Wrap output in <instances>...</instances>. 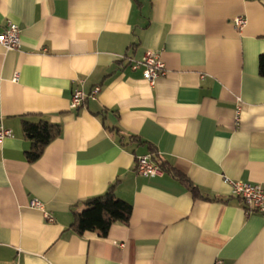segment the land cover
I'll list each match as a JSON object with an SVG mask.
<instances>
[{
  "label": "crops",
  "instance_id": "crops-1",
  "mask_svg": "<svg viewBox=\"0 0 264 264\" xmlns=\"http://www.w3.org/2000/svg\"><path fill=\"white\" fill-rule=\"evenodd\" d=\"M7 22L20 43L0 44V264H264V214L224 181L264 186V0H0ZM147 51L165 66L152 84L130 68ZM22 120L60 128L32 162ZM150 148L200 195L139 173ZM111 184L128 223L73 231Z\"/></svg>",
  "mask_w": 264,
  "mask_h": 264
},
{
  "label": "trees",
  "instance_id": "trees-1",
  "mask_svg": "<svg viewBox=\"0 0 264 264\" xmlns=\"http://www.w3.org/2000/svg\"><path fill=\"white\" fill-rule=\"evenodd\" d=\"M259 74L264 77V53L258 58ZM21 130L23 136L29 141V147L25 150V158L28 162L36 160L44 151L46 145L60 133L57 124L47 121L30 122L22 120ZM133 139V137H131ZM152 160L161 170L184 185L195 197L200 195L197 187L190 179L175 169L167 161L159 158L156 150L150 148ZM132 206L118 198L114 191V184L100 194L86 198L82 201L81 210H74L70 228L78 234L85 231H96L105 236L114 223L127 224L131 215Z\"/></svg>",
  "mask_w": 264,
  "mask_h": 264
},
{
  "label": "built area",
  "instance_id": "built-area-1",
  "mask_svg": "<svg viewBox=\"0 0 264 264\" xmlns=\"http://www.w3.org/2000/svg\"><path fill=\"white\" fill-rule=\"evenodd\" d=\"M245 20L241 17L234 19V26L241 28ZM19 27L13 22H7L5 28L0 32V44L6 49H16L19 46ZM132 70L141 69L142 76L151 84L154 80L165 73L164 63L158 58L156 54L151 51L145 52L139 60H134L130 64ZM100 91L98 85L94 86L88 94L84 93L80 87H76L71 95L70 107L76 108L83 104L88 97H94ZM11 135V130L6 129L0 125V141ZM136 170L145 175H161L163 171L151 159L149 155H142L136 158ZM231 188V192L236 197H239L245 203L246 212L256 211L264 214V186L260 184L244 182L239 180H232L224 177ZM30 206L42 211L44 218L51 222L53 218L50 213L44 210L43 204L37 200L32 199ZM120 246H123L120 244Z\"/></svg>",
  "mask_w": 264,
  "mask_h": 264
},
{
  "label": "clouds",
  "instance_id": "clouds-1",
  "mask_svg": "<svg viewBox=\"0 0 264 264\" xmlns=\"http://www.w3.org/2000/svg\"><path fill=\"white\" fill-rule=\"evenodd\" d=\"M253 111H255V110H253ZM244 118H247V114H244ZM261 122H262V121L258 120V121H257V124L259 125Z\"/></svg>",
  "mask_w": 264,
  "mask_h": 264
}]
</instances>
